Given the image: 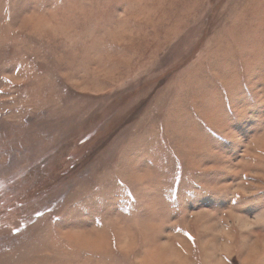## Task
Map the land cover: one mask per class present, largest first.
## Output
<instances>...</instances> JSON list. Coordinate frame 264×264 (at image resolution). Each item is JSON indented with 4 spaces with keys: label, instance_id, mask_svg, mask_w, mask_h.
I'll return each instance as SVG.
<instances>
[{
    "label": "rangeland",
    "instance_id": "1",
    "mask_svg": "<svg viewBox=\"0 0 264 264\" xmlns=\"http://www.w3.org/2000/svg\"><path fill=\"white\" fill-rule=\"evenodd\" d=\"M0 264H264V0H0Z\"/></svg>",
    "mask_w": 264,
    "mask_h": 264
}]
</instances>
